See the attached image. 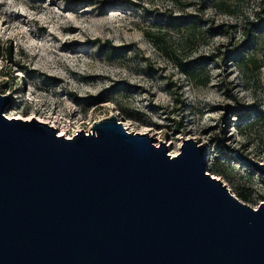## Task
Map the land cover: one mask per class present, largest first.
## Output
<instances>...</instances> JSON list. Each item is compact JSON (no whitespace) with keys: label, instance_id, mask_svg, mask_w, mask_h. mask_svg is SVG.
Wrapping results in <instances>:
<instances>
[{"label":"rangeland","instance_id":"1","mask_svg":"<svg viewBox=\"0 0 264 264\" xmlns=\"http://www.w3.org/2000/svg\"><path fill=\"white\" fill-rule=\"evenodd\" d=\"M225 1L232 15L217 0H0L4 115L70 137L112 114L170 155L191 138L207 172L256 208L264 173L234 154L264 163V0Z\"/></svg>","mask_w":264,"mask_h":264},{"label":"water","instance_id":"2","mask_svg":"<svg viewBox=\"0 0 264 264\" xmlns=\"http://www.w3.org/2000/svg\"><path fill=\"white\" fill-rule=\"evenodd\" d=\"M0 264H264L256 208L207 172L204 145L170 155L111 114L70 137L4 115ZM264 173V163L234 154Z\"/></svg>","mask_w":264,"mask_h":264},{"label":"trees","instance_id":"3","mask_svg":"<svg viewBox=\"0 0 264 264\" xmlns=\"http://www.w3.org/2000/svg\"><path fill=\"white\" fill-rule=\"evenodd\" d=\"M233 1H236L238 2L239 0H233ZM217 7L218 8H221L223 9V11L225 13H227L228 15H232L234 12L231 10V6L227 4V2L225 0H217ZM234 7V6H233ZM197 25V21L195 20H192L190 21L187 25H186V28H185V34H184V38L186 41H190L194 38V36L197 34V30H196V26ZM255 27H257L255 25ZM249 31L248 30L246 32V35L248 36L249 35ZM146 35L147 37L151 38V39H154V40H160L161 39V31L159 29H156V30H149V31H146ZM248 60V59H247ZM246 60V61H247ZM249 62L252 61V58H249L248 60Z\"/></svg>","mask_w":264,"mask_h":264},{"label":"bare ground","instance_id":"4","mask_svg":"<svg viewBox=\"0 0 264 264\" xmlns=\"http://www.w3.org/2000/svg\"><path fill=\"white\" fill-rule=\"evenodd\" d=\"M5 14V12H0V15H4ZM72 21V20H71ZM66 27V26H65ZM55 52H56V54L60 57V58H68V55L64 52V47L62 46V47H58V48H56L55 49ZM24 68H26V69H32V71H34L35 72V69L34 68H32V66L30 65V64H23L22 65ZM48 76L50 77V78H57V77H55V76H53V74H48ZM14 91H16V89L14 90ZM72 113H73V111H72ZM39 120V119H38ZM45 122H47V120L45 121ZM51 126H53V127H55V125H53V123L52 124H50ZM60 135H66V133H65V131L62 129L61 131H60V133H59ZM67 136V135H66ZM68 137V136H67ZM212 175V174H211ZM212 177H215L214 175H212Z\"/></svg>","mask_w":264,"mask_h":264}]
</instances>
